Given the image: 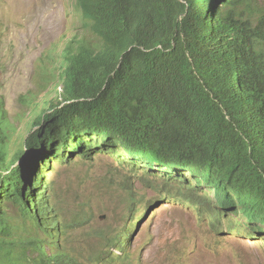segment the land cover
Segmentation results:
<instances>
[{
	"label": "trees",
	"instance_id": "1",
	"mask_svg": "<svg viewBox=\"0 0 264 264\" xmlns=\"http://www.w3.org/2000/svg\"><path fill=\"white\" fill-rule=\"evenodd\" d=\"M76 7L86 31L65 53L60 100L18 139L0 100V264H138L130 224L95 250L68 234L61 241L79 220L61 219L46 173L74 157L110 156L161 180L164 197L194 198L198 213L204 201L236 207L215 213L231 230L242 215L264 226V11L255 0Z\"/></svg>",
	"mask_w": 264,
	"mask_h": 264
},
{
	"label": "rangeland",
	"instance_id": "2",
	"mask_svg": "<svg viewBox=\"0 0 264 264\" xmlns=\"http://www.w3.org/2000/svg\"><path fill=\"white\" fill-rule=\"evenodd\" d=\"M255 3L264 11V0ZM64 5L63 0H0V98L16 126L11 138L28 129L37 111L57 102L64 50L83 30ZM140 174L102 154L53 164L46 178L61 219L79 220L61 241L68 234L70 245L95 250L130 224L128 249L138 264H264V241L218 237L187 200L176 201L179 193L159 198L162 181L142 183ZM144 202L129 223L127 213Z\"/></svg>",
	"mask_w": 264,
	"mask_h": 264
},
{
	"label": "clouds",
	"instance_id": "3",
	"mask_svg": "<svg viewBox=\"0 0 264 264\" xmlns=\"http://www.w3.org/2000/svg\"><path fill=\"white\" fill-rule=\"evenodd\" d=\"M63 1L65 3V5H64L65 9L68 10V12L70 14H72L74 17H77L80 20L83 30H82V32L80 34H77V35H75L72 38V40L70 41V44H68L67 47L64 50V55H63L64 67L56 75L57 78L60 79L61 82H62V89L57 91V92H59L58 97L56 95L57 101L60 100L61 94H62V91H63V72H64V69L66 67V64H65V55L66 54L65 53L68 50H70L72 46L76 45L75 42L78 39H80L84 35V33L86 31L84 26H83V22H82V19L80 17V13L77 11L78 8L76 7V0H63ZM48 79H50V78H48ZM0 100H3L4 103H5L4 98L1 97ZM55 103H50L48 108H47V110H45L43 112L48 111L50 105L51 104H55ZM43 112H41V113H43ZM39 113L40 112L37 111L36 115L39 114ZM34 117H33V119H34ZM18 138H19V136H18ZM123 168L127 169V167H125V166H123ZM155 172L156 173L158 172L157 168L154 170V173ZM135 173H138V172H135ZM141 180H142V183H147L146 180L140 179V181ZM151 183H152V185H154L153 182H151ZM155 185L158 187V185L156 183H155ZM173 186H172V188H173ZM165 187H166V185L163 182H161V185L159 186V189H164ZM160 191H162V190H160ZM162 193H163V191L159 194V198H160V195ZM178 195H177V197H178ZM164 196H165V194H164ZM167 199H169V198H167ZM181 202H183V201H181ZM191 203H195V199L194 198H190V200H187L186 205L188 207L192 208V210L194 212H196L199 216L204 217L206 219V222L212 227V230L214 231V234H216L218 237H221V238H236V239L248 240V241H264V226H258L255 230H253L251 228V226H252V224H254V222H251L244 215H242V226L238 224V225H236L237 227L234 230H231L229 228V226L225 225L227 221H225V220L219 218L217 215H215L216 211L218 210L220 212H223L224 216L227 217L229 215V213L234 212L236 210V207L216 206V204H214L215 203L214 202V198H213V196H211L210 197V203H213L214 206H216V207H213L212 205H210L209 203L204 201L203 202L204 205H202V206L197 204L200 208H202V211L200 213H198L195 210L194 205H192V207H191ZM141 205H144V208H145V202H144V204H141ZM141 205H139V206H141ZM139 206H138V208H139ZM138 208H136V209H138ZM232 221H234V220H232Z\"/></svg>",
	"mask_w": 264,
	"mask_h": 264
}]
</instances>
